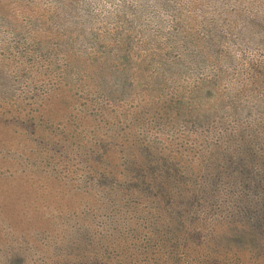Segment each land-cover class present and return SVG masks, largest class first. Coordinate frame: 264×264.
Returning <instances> with one entry per match:
<instances>
[{"label":"rangeland","instance_id":"1","mask_svg":"<svg viewBox=\"0 0 264 264\" xmlns=\"http://www.w3.org/2000/svg\"><path fill=\"white\" fill-rule=\"evenodd\" d=\"M243 197L264 0H0V264H264Z\"/></svg>","mask_w":264,"mask_h":264},{"label":"trees","instance_id":"2","mask_svg":"<svg viewBox=\"0 0 264 264\" xmlns=\"http://www.w3.org/2000/svg\"><path fill=\"white\" fill-rule=\"evenodd\" d=\"M35 143L38 144L39 146H42V144L44 143L43 139H40V136L35 139ZM248 149V146L245 150ZM27 155V154H26ZM28 157H30V155L28 154ZM30 158H33V155H31ZM133 169H135V171L137 170H141L138 167H133ZM167 175L170 174V172H165ZM238 174L243 177L245 180H248L250 183H252V187L255 185H259L262 183V179L259 177V175L255 172V171H250L248 168H245L244 166L241 167V169L238 170ZM95 176H98L97 174ZM129 172L125 171V172H118L117 174L112 175V178H116L115 181H119L121 180V182H126L127 177H129ZM143 181L141 180L140 183H142ZM129 184V183H128ZM133 184V185H132ZM132 184H129V188H124L123 189V193L124 194H129V195H133L135 192V190H139L138 189V185L139 182H136L135 179L132 181ZM251 199V200H250ZM242 203L248 208H252L254 211H256V213L262 214L264 213V200L262 199H256L254 197H250V198H246L243 197L242 199Z\"/></svg>","mask_w":264,"mask_h":264}]
</instances>
